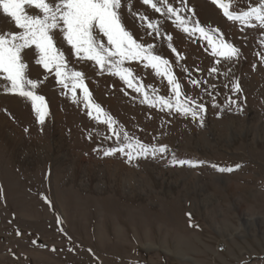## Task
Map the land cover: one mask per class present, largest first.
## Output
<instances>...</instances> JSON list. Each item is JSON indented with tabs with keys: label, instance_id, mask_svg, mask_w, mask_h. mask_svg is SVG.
<instances>
[{
	"label": "rangeland",
	"instance_id": "rangeland-1",
	"mask_svg": "<svg viewBox=\"0 0 264 264\" xmlns=\"http://www.w3.org/2000/svg\"><path fill=\"white\" fill-rule=\"evenodd\" d=\"M130 3V12L121 9L126 29L170 61L181 99L205 106L203 124L199 112L193 119L174 107L161 110L158 102H144L143 93L134 91L137 85L149 97L174 99L167 77L146 62H125L136 76L134 87H128L58 42L66 72L81 71L92 101L103 109L97 120L96 111L85 107L83 89H76L74 100L72 80L65 88L55 69H44L35 63L38 53L29 52L27 76L37 82L35 91L45 98L48 114L41 125L31 100L0 89V122L6 123L0 137V264H264V28L254 18L256 27L229 20L212 0H186L191 11L182 15L219 29L217 40L240 49L238 59L226 60L213 56L206 39L184 33L163 11L155 13L142 0ZM168 3L181 7V0ZM262 3L231 0L238 12ZM149 22L158 23L160 34L148 29ZM17 31L0 14V32ZM228 98L238 103L229 105ZM105 114L116 123L100 122ZM255 122L262 128H249ZM124 133L133 142L167 150L131 162L122 153L105 156L124 143ZM59 140L65 144L61 151ZM179 160L203 163H174ZM117 164L127 169L114 173L116 186L107 170ZM212 165L240 167L220 172ZM119 180L131 182L121 188ZM241 215L252 218L251 226L242 227Z\"/></svg>",
	"mask_w": 264,
	"mask_h": 264
},
{
	"label": "snow or ice",
	"instance_id": "snow-or-ice-1",
	"mask_svg": "<svg viewBox=\"0 0 264 264\" xmlns=\"http://www.w3.org/2000/svg\"><path fill=\"white\" fill-rule=\"evenodd\" d=\"M144 5H150L155 13H161L169 18H174L175 24L184 32L192 36L206 39L211 47L212 54L215 57H223L226 60L238 59L241 55L240 49L224 39L215 37L219 29H209L200 25L199 21L192 17L182 15L186 9L184 5L186 0H181V7H174L168 3V0H142ZM213 4L218 5L224 16L231 21H239L245 25L256 27L251 21L254 18L259 21V26L264 28V3L259 7H253L249 11L238 12L232 10L231 0L222 2V0H212ZM162 4L163 8L158 6ZM131 11L130 0H0V14L5 15L14 22L18 29L16 33L0 32V73L6 74L0 79V89L18 94L21 97L31 100L33 107L38 115L41 125L45 123V117L48 114L45 98L38 95L35 91L38 87L36 81L27 76L28 64L24 57L31 52L33 55L38 53V59L35 63L43 66L44 69L51 71L55 69V77L59 78V83L65 88L68 87L67 79L72 80L71 91L75 100L77 88H82L84 93V102L87 109H94L97 113L96 119L100 120L103 111L99 104L92 101L89 89L84 84V74L81 71L73 70L69 74L66 72L67 61L64 52L57 46L58 42L70 46L69 51L74 50L76 57L93 61L101 70H106L123 80L128 87H134L133 82L136 76L130 67L125 66L126 61H143L145 67H151L158 75L166 76L167 83L171 86L173 97L165 96L149 97L147 91L140 86H135L134 91L143 93L144 102L150 106H156L157 102L163 110L164 108H175L177 113L183 115L191 114L195 119L200 113V122L203 124L202 113L206 111L203 104L191 106L189 98L182 96V86L173 70L169 67L170 61L159 54H154L155 49L152 43L139 42L134 34L127 30L122 22L121 9ZM28 8L39 10L36 14H29ZM194 15V14H193ZM140 19L147 20L146 16H140ZM148 29L156 34H160L158 23L149 22ZM102 34V35H101ZM106 37V41L103 40ZM172 41V36L167 37ZM264 43V41H262ZM173 53H177L175 47L169 43ZM178 59H183L177 53ZM220 61L217 60V63ZM216 72V68L211 69ZM193 83H197L193 81ZM30 86V87H29ZM235 91H241L238 82L234 85ZM156 89L153 88V92ZM229 105L237 104V101L228 98ZM217 106V105H214ZM238 110H242L238 106ZM91 115V111L89 112ZM100 122L109 125L116 121L105 114V119ZM119 137V133H116ZM123 141L119 147L109 148L104 152L105 156L124 154L128 161L140 157L148 158L155 156L157 152L166 151V146L160 148L150 147L141 143L139 140L133 142V138L127 133L123 134ZM181 166L188 164L191 167H197L203 162L194 163L192 161L179 160ZM218 168L217 165H212ZM235 167H219L220 172H232L238 169ZM46 199V198H45ZM48 203H51L48 201Z\"/></svg>",
	"mask_w": 264,
	"mask_h": 264
},
{
	"label": "bare ground",
	"instance_id": "bare-ground-1",
	"mask_svg": "<svg viewBox=\"0 0 264 264\" xmlns=\"http://www.w3.org/2000/svg\"><path fill=\"white\" fill-rule=\"evenodd\" d=\"M195 1V0H194ZM198 3V2H197ZM202 4V3H201ZM219 13V12H218ZM227 24V23H226ZM231 24H233V23H231ZM228 25V24H227ZM232 124H231V126H232V129L233 128H235L234 126H235V122H234V120H232V121H230ZM5 125H6V123H2V122H0V137H2L3 138V134H4V131H5ZM255 127L257 128V129H260V128H262V126L261 125H259V123H256L255 122V124L253 125V123H252V125L250 124L249 125V128H251V129H255ZM21 143H22V141H21ZM11 144L12 145H14V141L13 142H11ZM63 144V141L62 140H59L58 142H57V147H58V149H59V151H61V149L62 148H64L65 146V144L64 145H62ZM11 145V146H12ZM12 148V147H11ZM31 156H30V158H34V155L33 154H30ZM109 166H110V164H109ZM111 167V166H110ZM110 167H109V169H110ZM84 169V168H83ZM124 169H127L124 165H118L117 164V166L114 168V170H107V173H108V176H110V177H113L114 179V183H115V185L117 186V180H116V178L114 177L115 175H114V173L115 174H117V176H120V175H122V174H124L123 173V171H124ZM102 170V169H101ZM103 172V171H102ZM113 172V173H112ZM130 172V171H129ZM92 173V172H91ZM151 174H153V169H150L149 170V175L151 176ZM98 173H97V177H98ZM194 176V178L198 181L199 180V178L197 177V176H195V175H193ZM122 177V176H121ZM219 180H221V181H223L224 179H219ZM112 181V180H111ZM130 182L131 181H121V180H119V184L121 183V188H123V186H125V185H127V184H130ZM119 186V185H118ZM195 187H197V190L198 191H202V188H203V186H201L199 183H197V186H195ZM120 188V189H121ZM224 188H225V190H226V193L228 192V194L230 193L229 191H231L230 189L231 188H229V186L228 185H225L224 186ZM247 188V187H246ZM119 190V189H118ZM131 191L132 192H135V191H137L136 190V188H131ZM230 195H231V193H230ZM232 197H234V195L232 194L231 195ZM207 197H205V199H206ZM210 200V199H209ZM208 200V201H209ZM206 202V200H203V203H205ZM208 204V203H207ZM242 216V227L244 228V225H246L247 226V228L249 227V226H251V224H252V218H248V217H245V215H241Z\"/></svg>",
	"mask_w": 264,
	"mask_h": 264
}]
</instances>
